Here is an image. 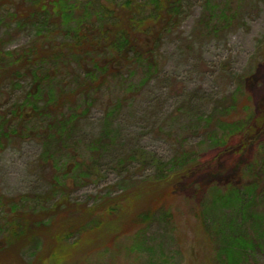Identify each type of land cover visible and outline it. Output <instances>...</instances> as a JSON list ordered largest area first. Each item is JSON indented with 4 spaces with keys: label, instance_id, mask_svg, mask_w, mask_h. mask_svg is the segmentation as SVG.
Segmentation results:
<instances>
[{
    "label": "trees",
    "instance_id": "obj_1",
    "mask_svg": "<svg viewBox=\"0 0 264 264\" xmlns=\"http://www.w3.org/2000/svg\"><path fill=\"white\" fill-rule=\"evenodd\" d=\"M191 1H8L9 6L15 8L14 12H7L9 22L18 29H31L37 38L48 39V44L14 51L0 49V85L5 81L13 86L21 81L30 84L24 99L16 102L18 104L8 113L0 114V140L6 138L10 123L16 122L18 129L14 134L39 135L50 162L64 165V154L70 149L71 160L66 173L74 176L66 185L63 181L68 175L54 177L48 194L41 196L46 204L39 203L32 212L6 216L4 221L0 218V233L8 232L0 241L5 249L3 253H9L15 241L25 238L31 225L40 231V227L49 222L47 218L59 219L64 211H81L82 214L77 223L67 224L69 227L58 235L64 241L75 233L80 235L99 228L104 215L118 213L128 193H134L138 186L139 192L144 188L153 194V188L159 190L151 204L134 220L138 228L132 234V244L127 249L129 254L145 252V244L149 245L146 234L152 227L159 228L169 242L163 243L166 247L162 244L157 251L154 245L147 246L146 250L151 248L154 253L162 254L172 252L176 219L167 201L176 195L177 187L200 168V152L206 147L233 154L251 153L238 169V182L224 186L211 184L203 191V197L191 204L192 212L215 250L214 264L256 262L257 252L264 250V103L255 104L249 87L256 68L264 63V37L257 41L252 66L242 73L231 74V85L226 91L209 98L204 96L194 105H191L194 97L184 103L186 123L173 155L160 162L155 154L147 152L145 157L155 163V171L137 182L133 192L123 191L114 197L107 193L92 206L71 203L68 195L69 181L73 185L80 184L92 175L99 163L97 157L86 162L83 155L68 147L75 142L73 137L81 131L90 108L95 105L96 100L90 94H99L103 88L121 87L123 79L126 84L130 79L125 91L131 93L135 89L131 84L135 74L141 72L144 85L154 77L160 67L159 51L166 36L186 17L185 3ZM197 1L202 9L198 26L207 30L205 37L228 30L239 18L240 6H233L235 0ZM113 111H108V118ZM108 138L105 129L94 145L101 149L102 142ZM133 152L126 162L130 163L136 156L141 159L140 149ZM57 196L61 199L55 202ZM20 199L19 203L25 201ZM14 206L11 205L13 209ZM33 213L39 218L30 220ZM171 258V255L167 257L169 264Z\"/></svg>",
    "mask_w": 264,
    "mask_h": 264
},
{
    "label": "rangeland",
    "instance_id": "obj_2",
    "mask_svg": "<svg viewBox=\"0 0 264 264\" xmlns=\"http://www.w3.org/2000/svg\"><path fill=\"white\" fill-rule=\"evenodd\" d=\"M8 1L0 0V49L14 51L32 45L47 46L48 39L37 38L31 29H18L9 22L7 12H14L15 8L10 7ZM235 1L233 6H240L237 21L228 30L208 37H205L207 30L198 26L202 11L199 1L185 3L186 17L166 36L159 51L158 73L145 85L141 84L144 79L141 72L131 78L135 88L131 93L136 96L125 91L130 79L127 84L123 79L121 87L103 88L99 94H90L96 100L95 105L90 108L81 131L73 137L76 144L70 143L68 147L83 155L86 162L97 157L99 163L92 175L80 184L73 185L69 181L68 195L71 203L92 206L107 193L114 197L123 191H134L128 193L121 210L109 217L104 215L99 228L80 235L75 233L68 241L58 235L69 227L67 224L78 222L81 211H64L59 219L51 216L40 231L31 225L25 238L15 241L9 253H3L5 249L0 243V264H169V255L172 256L170 264H214L215 250L200 220L192 212L191 204L203 197V191L211 184L224 186L238 182V169L249 159L250 151L244 155L205 147L200 152V168L179 185L176 195L167 201L176 219L172 252L162 254L150 250L152 245L157 251L163 243L169 242L156 227L146 234L149 250H146L147 244L141 254H129L127 249L138 228L134 220L151 204L159 190L153 188V194L148 188L139 192V186L135 187L156 168L145 154H155L160 162L170 159L186 123L184 103L194 97L191 103L194 105L204 96L209 98L226 91L231 85L230 75L247 71L253 64L257 41L264 37V0ZM50 30L54 33L53 27ZM249 89L255 104H263L264 63L256 68ZM29 90L30 84L26 81L15 86L6 81L1 83L0 114L8 113ZM120 99L125 102L118 101ZM116 104L117 107H112ZM112 110L115 112L108 118L107 113ZM9 128L6 138L0 140L1 221L6 220V216L30 213L39 203H45L41 196L48 194L54 177L63 173L65 177L68 175L63 181L66 185L74 176L66 173L71 160L70 149L64 154V165L50 162L39 135L27 132L15 135L16 122H11ZM105 129L109 138L102 142L103 148L100 149L94 144L101 139ZM137 149L142 151L141 159L136 156L130 163L126 162L129 154ZM20 198L25 201L19 203ZM58 199L61 198L57 196L55 202ZM31 216L30 220L39 218L35 213ZM6 234L7 231L0 233V241ZM254 260L255 263H250L264 264V250L257 252Z\"/></svg>",
    "mask_w": 264,
    "mask_h": 264
}]
</instances>
